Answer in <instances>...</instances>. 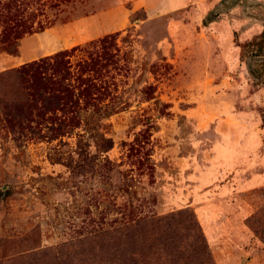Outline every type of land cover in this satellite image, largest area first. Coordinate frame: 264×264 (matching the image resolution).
<instances>
[{"label":"rangeland","instance_id":"1","mask_svg":"<svg viewBox=\"0 0 264 264\" xmlns=\"http://www.w3.org/2000/svg\"><path fill=\"white\" fill-rule=\"evenodd\" d=\"M263 29L264 0H25L0 74L66 51L86 99L63 132L0 104V264H87L137 220V264H264Z\"/></svg>","mask_w":264,"mask_h":264},{"label":"trees","instance_id":"2","mask_svg":"<svg viewBox=\"0 0 264 264\" xmlns=\"http://www.w3.org/2000/svg\"><path fill=\"white\" fill-rule=\"evenodd\" d=\"M24 5L25 0L0 2V43L10 54L17 52L14 45L15 40L19 38L18 28L21 29L22 26ZM245 46L255 53L253 56L264 54V29ZM66 56V51H59L52 56L24 63L0 74V85H8L14 92L12 98H0L3 113L8 121H11L12 115L18 116L21 119L18 121L20 127L34 129L35 126H45L60 132L74 126V119L81 107L79 93L84 99L86 95L84 90L79 91L78 95L75 94L70 83L72 74L67 68ZM87 56L90 65L95 68L100 64V60L107 57L102 47L88 50ZM86 102L84 100L83 104H87ZM262 121L264 124V113ZM105 142L107 145L103 148L109 146L108 139H105ZM139 223L140 220L127 221L116 226L112 222L109 228L94 229L91 234L94 244L88 250L87 264H137L134 255L139 254L140 250L134 242L138 240L132 231Z\"/></svg>","mask_w":264,"mask_h":264},{"label":"crops","instance_id":"3","mask_svg":"<svg viewBox=\"0 0 264 264\" xmlns=\"http://www.w3.org/2000/svg\"><path fill=\"white\" fill-rule=\"evenodd\" d=\"M232 155L238 156L239 154L236 153V150H231L230 149V156H232Z\"/></svg>","mask_w":264,"mask_h":264}]
</instances>
